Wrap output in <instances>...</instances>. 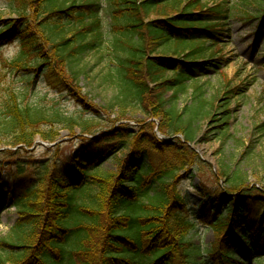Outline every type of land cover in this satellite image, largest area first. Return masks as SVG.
Listing matches in <instances>:
<instances>
[{
  "label": "trees",
  "instance_id": "obj_1",
  "mask_svg": "<svg viewBox=\"0 0 264 264\" xmlns=\"http://www.w3.org/2000/svg\"><path fill=\"white\" fill-rule=\"evenodd\" d=\"M245 3L264 12V0ZM11 7L16 17L0 18V44L17 40L19 51L4 66L28 80L48 72L82 110L99 113L78 91L79 82L90 70L88 55L110 49L113 64L105 80L112 81L120 117L141 109L148 118L116 134L125 151L113 156L114 170L98 157L101 143H114L102 132L97 140L83 141L79 153L63 163L20 162V152L32 147L37 135L57 141L54 126H79L94 136L96 124L57 105L28 103L21 89L6 87L0 96V144L18 150L0 149V167L18 169L12 182L5 179L18 218L0 235V264H200L180 172L197 158L193 144L203 141L200 120L216 115L217 100L205 97L199 75L221 68L215 63L219 48L213 46L240 11L215 0H12ZM247 11L250 17L252 10ZM224 91L234 93L230 80ZM184 94L191 102L179 107ZM230 114L227 107L217 133H225ZM150 118L160 119L165 138H159ZM221 174L228 188L217 191L218 209L205 217L216 233L211 254L221 264H242L235 251L250 260L255 248L246 240L244 222L253 229L264 226V188L253 186L259 196L243 206L241 196H234L246 192L242 170L225 166ZM256 205L246 221L243 209Z\"/></svg>",
  "mask_w": 264,
  "mask_h": 264
},
{
  "label": "rangeland",
  "instance_id": "obj_2",
  "mask_svg": "<svg viewBox=\"0 0 264 264\" xmlns=\"http://www.w3.org/2000/svg\"><path fill=\"white\" fill-rule=\"evenodd\" d=\"M215 1L236 6L240 12H237L226 27L218 32L217 43L213 46L215 49L219 48L216 56L221 59L215 63L221 65V68L210 67L199 75L198 80L205 86V97L209 101L213 98L217 100L216 115L207 120H200L199 138L203 141L193 144L197 158L194 165H188L180 172L182 176L180 188L188 195V214L196 224L192 240L200 247L196 258L200 264H221L217 256L211 254L216 233L205 217L208 214L214 215L216 211L217 191L228 188L227 181L221 174L223 167L228 166L232 171L242 170L246 178L244 188L246 192L237 193L234 196H241L243 206L251 204L258 198L259 194L251 190L253 186L264 188V128L261 127L264 123V17L258 19L261 10L257 9V5L248 7L246 0ZM11 4L12 0H0V18L16 17L15 12L11 10ZM250 9L252 10L250 17L244 15L243 12ZM18 51L17 40L0 44V96L6 87L21 89L23 93H26L28 103L57 105L69 115L83 119L94 118L96 126L93 131L97 132L91 136L84 133L79 126L74 127L73 130L54 126L58 132L57 141H45L37 135L35 144L20 152L21 155L17 159L20 162L35 160L33 162L39 164L41 160H48L63 163L70 156L79 153L83 141L97 140L100 132L106 133L109 139H114L122 127L133 130L139 121L148 118L141 109H132L126 117H120L118 107L113 104L116 100L112 81L105 80L109 67L113 64L110 49L99 50L100 54L94 50L88 55L87 62L90 70L87 77L83 76L79 82L78 91L88 95L99 113L82 110L80 102L61 85L58 86L48 72L41 71L36 79L28 80L21 72L4 66V60L14 57ZM227 80L232 82L235 90L232 95H227L224 91ZM190 102L191 95L184 94L179 98L178 106L182 107ZM108 106L111 107L107 108ZM227 107L231 110L229 123L224 127L225 133H217L215 126L225 117ZM150 119L155 122V125H160L159 118ZM113 141L112 144L101 143L103 151L98 154L103 166L109 170H114L116 167L113 156L121 155L125 151L124 145L119 144L121 142L119 139ZM0 149L10 153L18 150V147L1 143ZM153 159L156 161L158 157L154 155ZM3 160L5 164L9 163L4 156ZM17 173L16 166L0 167V176L3 179L0 181V235L2 237L9 232L18 218L11 193L5 183L7 178L9 182H12ZM257 207L258 205L253 208H244L241 215L247 221L255 215ZM220 211L217 217L223 212V210ZM248 221L244 222L243 227L247 242L250 246L255 245L253 257L250 260L246 259L238 248L234 258L240 257L242 264H264V226L253 229ZM241 230L240 233H242ZM257 236L259 243L256 245ZM228 240H233L232 235Z\"/></svg>",
  "mask_w": 264,
  "mask_h": 264
}]
</instances>
